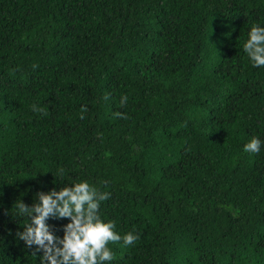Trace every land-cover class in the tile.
Here are the masks:
<instances>
[{"label":"trees","instance_id":"1","mask_svg":"<svg viewBox=\"0 0 264 264\" xmlns=\"http://www.w3.org/2000/svg\"><path fill=\"white\" fill-rule=\"evenodd\" d=\"M253 25L264 0H0V264L43 255L18 238L15 202L81 181L111 193L104 222L140 237L110 243L107 264H264ZM69 222L46 221L59 237Z\"/></svg>","mask_w":264,"mask_h":264},{"label":"clouds","instance_id":"2","mask_svg":"<svg viewBox=\"0 0 264 264\" xmlns=\"http://www.w3.org/2000/svg\"><path fill=\"white\" fill-rule=\"evenodd\" d=\"M243 50L253 67L264 66V27L253 25L248 33ZM109 97L104 96L107 100ZM128 97L122 96L121 106L127 104ZM33 112L47 116L44 107L31 106ZM86 107H81L80 118ZM115 116L127 119V115L116 112ZM261 140L253 137L244 145V151L257 154L261 149ZM65 170L60 168L56 178L64 179ZM38 203L30 207L20 200L15 202L17 217L25 218L24 230L17 236L29 248L35 246L36 251H42L40 264H107L115 258L114 252L108 246L122 241L124 247L133 246L139 239L138 234L128 232L123 236L115 231L114 221L104 222L99 214L100 205L107 201L111 193L101 192L88 181H81L60 190H50L47 193L36 194ZM49 218H68L69 223L63 226V236L54 235L46 223ZM30 219V223L28 220ZM35 255V252L33 253Z\"/></svg>","mask_w":264,"mask_h":264}]
</instances>
